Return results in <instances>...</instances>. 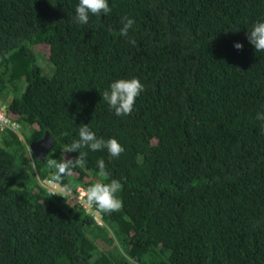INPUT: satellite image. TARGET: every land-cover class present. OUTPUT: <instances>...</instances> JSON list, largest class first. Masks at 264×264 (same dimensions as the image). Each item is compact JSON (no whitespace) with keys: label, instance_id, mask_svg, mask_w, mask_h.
Returning a JSON list of instances; mask_svg holds the SVG:
<instances>
[{"label":"trees","instance_id":"16d2710c","mask_svg":"<svg viewBox=\"0 0 264 264\" xmlns=\"http://www.w3.org/2000/svg\"><path fill=\"white\" fill-rule=\"evenodd\" d=\"M108 2L82 25L79 0H0V106L23 134L0 125V264H264V52L247 39L264 0ZM133 77L144 91L117 116L102 93ZM81 124L124 151L81 149L63 182L86 189L103 158L120 211L42 184Z\"/></svg>","mask_w":264,"mask_h":264},{"label":"clouds","instance_id":"9594fccd","mask_svg":"<svg viewBox=\"0 0 264 264\" xmlns=\"http://www.w3.org/2000/svg\"><path fill=\"white\" fill-rule=\"evenodd\" d=\"M110 12L111 8L109 7L108 0H79L73 19L74 22L84 25L88 23L89 14L99 16ZM121 23L120 35L122 37H128L129 29L132 28L134 20L125 16L122 17ZM247 39L256 52H264V22H256L248 31ZM129 43L135 45V40L129 39ZM234 47L237 50H242L243 44L236 42ZM144 88L145 85L141 83L138 78L117 79L109 85L107 90L103 91L102 99L107 103L110 110H114L117 116H126L132 112L136 99L144 91ZM0 112L6 115L7 127L12 129V131L16 132L20 138L23 139V134L21 135L20 133L21 127L17 123L19 115L15 113L14 121H12L8 116L5 105L2 107L0 106ZM256 119L264 122V113L258 112L256 114ZM4 126L6 125H1L2 128ZM45 137L50 139L52 146L53 140L51 137L48 134ZM51 146L46 152V155ZM85 148L92 152L106 150L110 158L119 157L124 151V148L117 139L109 138L105 140L102 137L98 138L97 135L90 130L88 124H81L78 131V139H75L65 148V154L76 152L78 156L69 158L65 155L60 162L53 158L48 159L47 167L53 171V174L49 180H42V184L52 192V195H57V193L67 194L70 196V199L81 203L82 207L88 211L94 210L107 214L120 211L123 207V202L118 194L122 191L123 185L120 180L110 177V173L106 169L103 158L97 160L98 172L96 175L98 179L86 189L79 187L73 192L71 185L63 182L64 177L73 174V169L85 167V158L88 152L81 151V149ZM78 193L79 196H77ZM98 221L99 224H103L100 217H98Z\"/></svg>","mask_w":264,"mask_h":264},{"label":"water","instance_id":"95a60500","mask_svg":"<svg viewBox=\"0 0 264 264\" xmlns=\"http://www.w3.org/2000/svg\"><path fill=\"white\" fill-rule=\"evenodd\" d=\"M50 146H51L50 139L48 137H45L40 142H34L31 145V148L32 151L35 153V155L39 159H42L46 155V152L48 151Z\"/></svg>","mask_w":264,"mask_h":264},{"label":"built area","instance_id":"2783aa9c","mask_svg":"<svg viewBox=\"0 0 264 264\" xmlns=\"http://www.w3.org/2000/svg\"><path fill=\"white\" fill-rule=\"evenodd\" d=\"M6 121H7L6 115H5V114H2V113L0 112V125H6V126H7ZM77 196H79V193H78ZM78 200H79V199H78Z\"/></svg>","mask_w":264,"mask_h":264},{"label":"rangeland","instance_id":"374dc122","mask_svg":"<svg viewBox=\"0 0 264 264\" xmlns=\"http://www.w3.org/2000/svg\"><path fill=\"white\" fill-rule=\"evenodd\" d=\"M20 133H21V131H20ZM21 135H22V133H21ZM72 197V196H71ZM71 200H73V199H71Z\"/></svg>","mask_w":264,"mask_h":264}]
</instances>
